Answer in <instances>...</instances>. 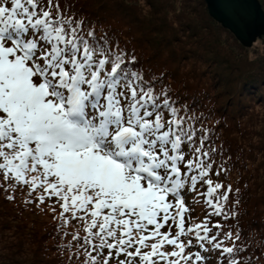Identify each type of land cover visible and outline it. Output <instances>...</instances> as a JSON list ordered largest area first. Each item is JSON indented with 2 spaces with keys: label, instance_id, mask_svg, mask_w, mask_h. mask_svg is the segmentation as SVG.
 <instances>
[{
  "label": "snow or ice",
  "instance_id": "1",
  "mask_svg": "<svg viewBox=\"0 0 264 264\" xmlns=\"http://www.w3.org/2000/svg\"><path fill=\"white\" fill-rule=\"evenodd\" d=\"M72 8L0 0V187L26 189L25 204L52 200L57 233L83 222V236L65 231L57 245L83 264H257L251 235L238 222L223 230L240 189L218 179L222 146L198 125L196 98H175L165 73ZM225 14L244 30L254 18L237 5ZM190 194L207 209L199 222L186 223Z\"/></svg>",
  "mask_w": 264,
  "mask_h": 264
},
{
  "label": "trees",
  "instance_id": "2",
  "mask_svg": "<svg viewBox=\"0 0 264 264\" xmlns=\"http://www.w3.org/2000/svg\"><path fill=\"white\" fill-rule=\"evenodd\" d=\"M65 2L73 5L71 10L78 17L95 22L98 32L100 28L107 29L121 47L134 50L145 69L165 73L164 83L171 86L175 98H196L193 108L198 125L202 123L209 129L218 149L222 146V154L218 152L215 162L228 171L218 179L240 189L239 193H230L229 199V203L232 199L240 201L235 207L238 215L229 218L223 230L232 226L235 234L238 222L241 239L246 242L251 235L253 246L258 245L254 252L260 257L257 264H264V179L259 178L264 170V46L255 55L239 59L233 52L228 58L223 52L231 53L233 45L243 47L234 36V43L221 48L232 31L210 14L205 0L196 1L198 7H190L191 0H61ZM261 7L264 8L262 4ZM200 9L204 13L200 26L207 30L210 23L220 35L208 37L191 20L202 16ZM211 63L215 70H225L224 79L230 84L226 89L218 88L220 77L211 74ZM197 188L202 191L199 185ZM9 193L14 199H6ZM26 195V189L13 192L9 188L6 193L0 187V264H83V252L70 260L69 250L57 247L71 240V236H63L65 231H79L83 236V222L71 220L57 233L59 221L54 219L55 214L46 216L42 204H25ZM203 207L206 213L204 204ZM208 264H216L215 258H210Z\"/></svg>",
  "mask_w": 264,
  "mask_h": 264
},
{
  "label": "rangeland",
  "instance_id": "3",
  "mask_svg": "<svg viewBox=\"0 0 264 264\" xmlns=\"http://www.w3.org/2000/svg\"><path fill=\"white\" fill-rule=\"evenodd\" d=\"M141 1V0H140ZM196 1H198V0H191V3L189 4V6L190 7H193V6H197V4H196ZM220 1H227V2H229L230 4H232V5H234L233 3H232V0H220ZM245 1V0H244ZM258 1V0H257ZM194 2V3H193ZM241 2H243V0H241ZM245 2H247V0L245 1ZM258 3H259V5H260V7H261V4H262V6H264V0H262V3L260 4V2L258 1ZM189 7V8H190ZM198 7V6H197ZM263 9L264 8H262L261 7V10H262V12H263V14H264V11H263ZM200 11H201V9H200ZM201 13H202V16L201 17H192L191 18V20H193L194 21V23H195V25H197V27H201L202 28V32L201 33H204V34H206L208 37H211V36H213V35H216V36H218V35H220V33H217L215 30H214V28H213V26H212V24H208L209 25V27L207 28V30L206 29H204V28H206V26H200V25H202V22H203V16H204V13L201 11ZM187 19V18H186ZM187 22H188V20H187ZM257 27L255 26L254 27V23L252 22V24H251V26L247 29V30H242V31H240V35H241V37H243L242 39L241 38H238V36H236L235 35V33L234 32H231L230 34H231V36L229 35V34H227V35H229L228 36V38H227V40H226V42L224 43V45H221V48L222 49H224L225 47L224 46H228V44H232V43H234V41H232V38L235 36V38H237L236 39V41H237V43H238V45H241L243 48L242 49H240L239 47L240 46H238V47H236L235 45H233V50L231 49V53H226V52H223L228 58H230L231 56H232V53L233 52H235L236 53V56H237V58H241V57H244L246 54H248V55H255L256 53H259L258 51H260V49H262L263 48V46H264V26L261 24V21H258L257 22ZM221 36L223 37V39H226V37H225V35L224 34H222L221 33ZM207 40V39H206ZM206 40L205 41H203V42H205L206 43ZM210 40L212 41L213 39L212 38H210ZM234 40V39H233ZM253 44V45H252ZM207 45H209V48L210 49H213L212 48V46L210 45V44H208L207 43ZM241 53V54H240ZM235 56V57H236ZM227 59V58H226ZM228 60V59H227ZM211 69H210V72H211V74H215V75H217L218 77H220V81H219V86H218V88H221V90H223V89H226L227 88V86L228 85H230V84H227V82H226V78L224 79V73H225V70L224 69H221V70H218V69H214V67H213V64L211 63L210 64V66H209ZM215 71V72H214ZM218 72H221V75L220 74H218ZM263 173H264V170H261V173H260V177L259 178H263L264 179V177H262V175H263ZM32 195H34V194H32ZM35 204H37V203H35ZM50 204H53V203H50V202H45V203H43L41 206H42V211H44V214L46 215V216H49L50 214H52V212L49 210V205ZM196 208H198L197 209V215H195V218H194V220H196V222H197V219L199 218V220H201V219H203L204 218V215H205V213L204 212H202L203 210H204V207H203V205H199V206H197ZM199 213H202L201 214V216L199 217ZM227 231V230H226Z\"/></svg>",
  "mask_w": 264,
  "mask_h": 264
},
{
  "label": "water",
  "instance_id": "4",
  "mask_svg": "<svg viewBox=\"0 0 264 264\" xmlns=\"http://www.w3.org/2000/svg\"><path fill=\"white\" fill-rule=\"evenodd\" d=\"M208 10L210 14L215 17L218 21H220L225 27L229 28L232 32L235 33L238 38H241L240 31H242V27L240 24L234 23L232 19H230L225 14V9L229 7L230 4L227 1L220 0H205ZM246 1V0H245ZM241 2V0H232V3L237 6H242L245 8H250L254 12L253 23L254 27L258 26L257 22L261 21V24L264 26V14L261 10V7L257 0H247V2Z\"/></svg>",
  "mask_w": 264,
  "mask_h": 264
}]
</instances>
